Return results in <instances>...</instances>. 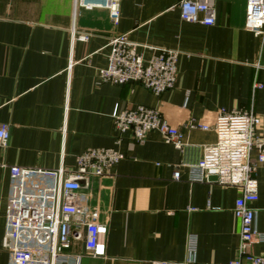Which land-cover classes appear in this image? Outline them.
<instances>
[{
  "label": "crops",
  "instance_id": "0c3cea01",
  "mask_svg": "<svg viewBox=\"0 0 264 264\" xmlns=\"http://www.w3.org/2000/svg\"><path fill=\"white\" fill-rule=\"evenodd\" d=\"M179 0H119V18L105 10L75 8L73 0H0V126L9 130L0 148V264H12L2 245L13 211L16 166L72 170L87 149L114 147L122 159L99 179L82 182L79 206L107 223L102 256L85 251L86 231L67 252L80 264H227L237 256L239 222L232 209L239 190L215 181L188 180L181 161H194L214 143L220 112L252 110L264 129V35L244 27L246 0H216L212 25L180 19ZM87 34L85 40L78 37ZM126 34L149 57V46L178 51L173 88L155 95L128 82L102 81L109 37ZM261 86L253 89V83ZM116 103L156 108L180 132L184 150L151 131L137 144L115 134ZM117 139L118 142H117ZM255 227L264 234V162L257 163ZM179 171V178L173 172ZM250 252L264 255V242Z\"/></svg>",
  "mask_w": 264,
  "mask_h": 264
},
{
  "label": "built area",
  "instance_id": "2783aa9c",
  "mask_svg": "<svg viewBox=\"0 0 264 264\" xmlns=\"http://www.w3.org/2000/svg\"><path fill=\"white\" fill-rule=\"evenodd\" d=\"M216 0H179L177 7L182 21L212 25L215 22ZM75 8L103 9L116 22L119 0H73ZM244 27L255 35H264V0H246ZM85 40L87 34L78 37ZM107 64L99 69L102 81L114 84L136 83L159 95L174 87L177 74L178 51L149 46V57L137 51L138 44L126 34L109 37ZM253 83V89L259 88ZM113 130L121 136L130 132L132 140L140 144L151 131H158L176 148L184 150L179 130L170 125L156 108L144 105L127 106L116 103L111 113ZM260 118L252 110L220 112L212 125L190 123V127L213 130L214 143L200 148L194 161H181L188 170V180L215 182L239 190L232 212L239 222L237 256L227 264H264V255L250 252L253 242H264V234L255 227L258 183L254 175L255 162L249 158L251 149L257 150V163L264 162V129L254 138ZM9 130L0 126V148L8 145ZM119 139H117L118 142ZM122 159L114 147L87 149L76 157L72 170L62 166L47 169L16 166V188L13 211L2 245L10 251L12 264H80L81 255L67 252L72 242L80 238V228L86 231L85 251L91 256H102L105 249L107 223L97 220V213L79 206L78 195L82 182L110 174L111 168ZM179 171L173 178H179ZM191 264L194 239L188 240ZM151 264H176L154 261Z\"/></svg>",
  "mask_w": 264,
  "mask_h": 264
},
{
  "label": "water",
  "instance_id": "95a60500",
  "mask_svg": "<svg viewBox=\"0 0 264 264\" xmlns=\"http://www.w3.org/2000/svg\"><path fill=\"white\" fill-rule=\"evenodd\" d=\"M208 179L209 180H212V181H215L216 180V177L215 176H210Z\"/></svg>",
  "mask_w": 264,
  "mask_h": 264
}]
</instances>
